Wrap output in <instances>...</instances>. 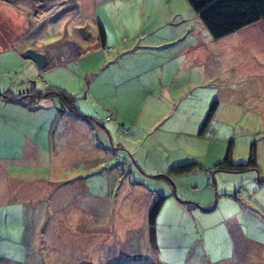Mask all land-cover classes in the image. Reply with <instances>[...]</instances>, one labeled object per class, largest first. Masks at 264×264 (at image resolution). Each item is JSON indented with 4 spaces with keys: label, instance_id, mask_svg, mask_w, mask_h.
<instances>
[{
    "label": "rangeland",
    "instance_id": "374dc122",
    "mask_svg": "<svg viewBox=\"0 0 264 264\" xmlns=\"http://www.w3.org/2000/svg\"><path fill=\"white\" fill-rule=\"evenodd\" d=\"M31 2L28 14L0 0V93L14 99L0 98V119L17 121L21 134L41 128L42 146L46 133L61 134L66 146L75 138L81 175L68 180L85 183L89 195L67 206L68 217L54 226L28 214L29 228L41 236L29 247V264H159L154 256L183 264L182 256L198 249L219 262L232 256L233 243L236 264H264V18L214 40L186 0ZM82 24L88 37L71 46L73 28ZM28 50L45 52L43 69L22 57ZM61 51L75 55L59 59ZM51 91L64 93L88 121L59 96L46 97ZM35 95L42 96L35 110L21 104ZM6 148L1 138L0 151ZM251 150L256 168H215L227 152L237 163ZM83 155L97 160L93 170ZM189 163V173L166 174ZM40 173L38 166L25 180ZM9 175L16 187L25 173ZM151 197L164 198L153 245ZM13 247L22 262L25 249Z\"/></svg>",
    "mask_w": 264,
    "mask_h": 264
},
{
    "label": "crops",
    "instance_id": "0c3cea01",
    "mask_svg": "<svg viewBox=\"0 0 264 264\" xmlns=\"http://www.w3.org/2000/svg\"><path fill=\"white\" fill-rule=\"evenodd\" d=\"M6 1L10 2L8 5L14 6L19 11L28 12V14L29 10L34 8L31 0ZM37 6L35 7L37 10L41 9V4ZM31 23L34 22L31 21ZM85 30L86 26L83 24L73 28V36L69 37L71 46L76 45L75 47L78 48V45L86 41L88 34L84 33ZM74 55L70 56L62 52L59 59L69 56L72 58ZM48 118L49 115L42 120L45 121ZM42 120L39 119L30 123L37 124ZM16 123L17 121L9 120L6 117L0 119V128L5 130L0 132V139L2 138L3 143L7 144L6 150L0 151V245H3L0 250V264H29V256L27 255L31 254L29 247L33 240L36 244L37 239L41 237L37 235L39 232L38 228H29V213L34 216H39L40 213L41 222L45 219V224L51 222L54 226L57 224L55 220L68 217L69 210H66L67 206L71 203L83 204L89 195L88 186L85 183L81 184L79 180L81 175L79 168L81 152L79 146L76 145L75 138L71 146H66L61 134L56 139L55 135L46 133L48 141L42 146L37 141L41 134V128L39 133L38 127H35V133L23 131V134H21L16 130ZM105 134L107 136L106 140H109L110 144L113 145L111 134L108 132H105ZM18 137H21L19 147H17ZM93 142L96 143L95 140ZM87 144L89 146L92 144L90 139ZM86 150L87 148H85L84 154H87ZM83 159V163L91 164L89 170H93L94 165L97 166V160L93 155L88 158L83 155ZM38 166L41 168L40 176L25 180L27 173H32ZM10 172L13 174L25 173L24 180L19 181L16 187L12 186V182L17 181L10 177ZM75 174L79 176V179L68 180ZM66 180L68 181L65 183ZM8 183H10V186L7 185ZM154 199V197H151V205ZM33 204L35 207H33ZM91 204L96 205L97 202ZM38 205L40 206L39 210ZM149 209V206L147 207L146 205V219ZM45 232H49L47 228ZM30 234L34 236V239H28ZM15 244L25 249V259L22 262L13 259V246ZM234 253L236 254V243H233L232 256H226L219 262H214L205 249H198L193 257L185 253L182 256L184 258L183 261H185L183 264H190V260L193 261L192 264H219L228 260H230L231 264H236ZM39 258L37 257V259ZM136 259L141 260V258ZM153 259L157 260L159 264L166 263L158 261L155 256Z\"/></svg>",
    "mask_w": 264,
    "mask_h": 264
},
{
    "label": "trees",
    "instance_id": "16d2710c",
    "mask_svg": "<svg viewBox=\"0 0 264 264\" xmlns=\"http://www.w3.org/2000/svg\"><path fill=\"white\" fill-rule=\"evenodd\" d=\"M186 2L189 4L193 12H195L199 17L203 26L207 29L210 36L214 40L224 38L264 18V0H186ZM99 38L101 43L105 42V32L101 26H99ZM50 95L59 96L66 103V105H71V100L62 92L51 91L50 94L45 96L48 97ZM41 97V95L30 96L27 102L21 104L28 108L35 109L33 107V103L38 101ZM0 98L4 100L14 101V99L12 100V98L9 99V96L5 93H0ZM71 106L70 107L73 110L72 114L75 117L85 119V117L81 115L73 105ZM215 109L216 102H213L204 117L202 129L210 122ZM85 120L88 121V119ZM256 166V156L253 150H251L250 155L245 162H234L227 152L223 160L215 164V168L217 170L225 172H244L252 170L256 168ZM194 167L195 163L173 166L169 168L168 173L166 174H185L191 172ZM208 171L212 173L211 170ZM159 178L167 179L168 177L165 175H160ZM67 181L68 180H66L65 183ZM163 202L164 198L158 197L153 201L148 212V238L151 245H153V243L155 242L156 218ZM139 258L140 257H138V259Z\"/></svg>",
    "mask_w": 264,
    "mask_h": 264
},
{
    "label": "water",
    "instance_id": "95a60500",
    "mask_svg": "<svg viewBox=\"0 0 264 264\" xmlns=\"http://www.w3.org/2000/svg\"><path fill=\"white\" fill-rule=\"evenodd\" d=\"M22 57L28 61H31L39 69H43L47 63L45 52L28 50L22 54Z\"/></svg>",
    "mask_w": 264,
    "mask_h": 264
},
{
    "label": "bare ground",
    "instance_id": "6f19581e",
    "mask_svg": "<svg viewBox=\"0 0 264 264\" xmlns=\"http://www.w3.org/2000/svg\"><path fill=\"white\" fill-rule=\"evenodd\" d=\"M48 5H51V3H48ZM51 7V6H50Z\"/></svg>",
    "mask_w": 264,
    "mask_h": 264
},
{
    "label": "built area",
    "instance_id": "2783aa9c",
    "mask_svg": "<svg viewBox=\"0 0 264 264\" xmlns=\"http://www.w3.org/2000/svg\"><path fill=\"white\" fill-rule=\"evenodd\" d=\"M211 172L210 171H208V174H210Z\"/></svg>",
    "mask_w": 264,
    "mask_h": 264
}]
</instances>
